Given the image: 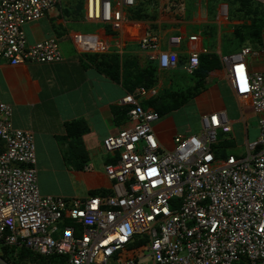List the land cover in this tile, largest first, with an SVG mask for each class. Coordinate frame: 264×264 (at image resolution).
<instances>
[{
  "label": "built area",
  "instance_id": "1",
  "mask_svg": "<svg viewBox=\"0 0 264 264\" xmlns=\"http://www.w3.org/2000/svg\"><path fill=\"white\" fill-rule=\"evenodd\" d=\"M61 2L0 0V61H61L56 35L30 43L25 31ZM136 3L85 0L86 17L120 30L125 10ZM228 9L221 4L223 16ZM181 39L172 35L169 43ZM72 40L83 50H104L95 36L77 33ZM139 46L158 50L149 58L160 69L178 66L176 51L159 50L156 32L142 35ZM262 52L245 47L221 57L231 90L248 99L258 121L244 154L221 152L219 136L233 131L224 110L202 115L198 134L177 132L173 147L163 149L152 125L161 115L144 105L157 87L139 85L119 99L131 126L102 140L111 192L85 198L40 193L34 135L16 127L11 105L0 101V251L58 255L55 264H264V64L253 72L248 63ZM199 63L200 54L191 51L182 68L195 75ZM136 246L148 253H128Z\"/></svg>",
  "mask_w": 264,
  "mask_h": 264
},
{
  "label": "crops",
  "instance_id": "2",
  "mask_svg": "<svg viewBox=\"0 0 264 264\" xmlns=\"http://www.w3.org/2000/svg\"><path fill=\"white\" fill-rule=\"evenodd\" d=\"M214 1L207 0L205 14L192 8L187 13L175 15L167 11L164 16L156 17L144 10L133 16L129 10L135 5L125 10L121 29L114 30L108 23L86 17L85 0H62L61 6L36 20L42 21L40 26L35 27L33 22L26 24L30 43L56 35L63 55L61 61L54 63L27 62L13 66L0 61V101L11 105L13 124L34 135L41 194L85 198L93 191L111 192L112 181L104 171L110 155L104 151L102 140L132 124L126 106L120 104L119 99L133 92L137 86H131L144 81L147 78L145 72L150 69L154 72L158 97L176 95L185 84L196 86L199 77L182 68L191 51L200 54V67L205 72L204 88L192 98L206 94L210 100L219 99L218 109L226 112L223 100L226 92L236 98L239 106L248 105L234 95L225 77L221 57L229 52L221 41L219 20H227L225 25L233 26L230 27L232 32L229 31L233 37V28L249 30L253 27L252 20L248 17L231 21L229 9L222 15L221 4L213 20ZM181 6L180 10L184 11ZM261 20L259 36L249 37L254 44H245L241 49L251 47L254 51H263L258 58L264 62V19ZM215 24L218 29L214 28ZM150 31L159 36V50L177 52L179 62L175 69H160L157 62L149 58L158 50L140 48V37ZM77 33L95 36L104 50L77 48L72 40ZM172 35L182 36L179 44L169 43ZM194 35H197L196 39H192ZM207 55L214 60L203 61ZM255 59L248 57L250 70ZM185 74L194 78L184 84ZM134 76L135 82L132 81ZM165 100L166 105L174 103L168 98ZM167 113L154 122L153 129L162 126L171 137L181 132V127L176 125L174 116ZM237 121L240 119L231 120L232 129ZM183 128V131L191 132L190 127Z\"/></svg>",
  "mask_w": 264,
  "mask_h": 264
},
{
  "label": "rangeland",
  "instance_id": "3",
  "mask_svg": "<svg viewBox=\"0 0 264 264\" xmlns=\"http://www.w3.org/2000/svg\"><path fill=\"white\" fill-rule=\"evenodd\" d=\"M228 3L225 0H216L214 1L213 9V20L216 19L217 9L220 4ZM206 4L207 0H137V4L134 8H140L141 11H147V13L151 14L153 17L158 16L159 14L164 16V12H172L175 15L181 14L182 12H189L192 8H195L196 10L200 11V14H205L206 10ZM229 18L230 20L235 19H245V18H252L255 17L257 19H264V6L259 5L256 2H249L248 6L245 7V4L241 0H229ZM180 5L183 6L184 11L180 10ZM181 6V7H182ZM131 9L129 12L134 16L137 14L136 9ZM35 23V27L40 26L39 22L42 24V21H32ZM221 24V41L223 44V47L225 50H228L229 55L235 54L241 51V47L245 44H254L248 36V29H243L241 31V38L238 36L231 35L230 32L232 30L230 27L233 26H227L225 25L228 21L221 19L219 20ZM31 23V22H29ZM27 23V25L29 24ZM26 26V25H25ZM214 28L218 29V26L215 24ZM234 29V28H233ZM231 30V31H230ZM230 31V32H229ZM246 34V36H245ZM67 41V40H66ZM251 41V42H250ZM66 43V42H65ZM67 44V43H66ZM61 47V44H60ZM264 62L261 58H257L253 60L252 64V71H258L262 68ZM186 75V74H185ZM191 75H186L185 82L183 80V83L190 82L192 80ZM194 78V77H193ZM139 79V78H137ZM135 82V76L133 80ZM138 82V81H136ZM135 85H138V83L132 85L133 88ZM188 84H185L184 87L181 88L178 92H176L178 95L185 93L186 94V101H184V104L177 109L176 111L172 110L167 113L168 116H174L176 125L179 128L181 132L183 131V127H190L191 133L198 134L201 130L200 125V118L204 114H208L210 112L219 111L221 109H218L220 106V100L219 99H213L210 100L208 97L209 95L206 94H200L192 98L194 94H196L197 87L195 86H186ZM180 97V96H179ZM178 97V98H179ZM175 98L176 95H175ZM223 100L226 103L227 106V115L229 120H239L234 124V129L231 134L229 135H223V139L221 136L219 138L221 139V143L219 145L221 152L223 154H244L246 152V142L253 140L257 135V117L253 113L252 107L245 105V106H239L237 100L235 97L231 95H227L225 92V95L223 94ZM242 103L248 102V99L241 101ZM244 118V119H243ZM154 123H152L153 125ZM183 126V127H182ZM155 131L158 140L160 141L163 149L170 150L173 147L172 138L170 137V132L166 129H164L162 126H155ZM138 249V253L141 252V255L148 253V251L143 247H133L132 249L128 250V253L132 254V251ZM109 264H116L114 260H110Z\"/></svg>",
  "mask_w": 264,
  "mask_h": 264
},
{
  "label": "trees",
  "instance_id": "4",
  "mask_svg": "<svg viewBox=\"0 0 264 264\" xmlns=\"http://www.w3.org/2000/svg\"><path fill=\"white\" fill-rule=\"evenodd\" d=\"M227 1L229 2V0H227ZM241 1L243 2V4H245V7L248 6L249 2H251V1L255 2L254 0H241ZM134 9H136V12L140 11V8L136 7ZM251 20H252L251 24L253 27L249 30L248 36L255 38V37H258L260 34V27L261 26L259 24L262 23L261 22L262 20L257 19L255 17H252ZM255 28H256V30H255ZM241 31H243V29H237L236 27L234 28L235 35L238 36L240 39H242L241 38L242 37ZM245 36H246V34H245ZM202 60L206 62V61H213L214 59L212 57H208V55H207V56H204L202 58ZM200 64H201V62L199 63V67H198L196 74H195V76L199 77V81L197 82V84L195 86V87H197L196 89H198V90L204 88V85H205V81L203 78V75L205 72L203 71V69H201ZM145 73L147 74V78L144 81L138 83V85H136V86L144 85V86L150 87V86L154 85L153 69L147 70ZM185 96H186L185 93H182L180 95L176 94L177 98H175V94H173L172 96L169 95L168 97H162V96L158 97L157 96V97L150 98V99L146 100L144 102V105H145V107L155 108L159 112V114L162 115V114L167 113V111H171L172 109H177L178 107L182 106L184 101H186V99H187ZM167 98L169 99V102L171 100L174 103L173 104L171 103L172 105H166L165 99H167ZM98 193H104V192L93 191L90 194H98ZM9 251L10 250L8 248H4L3 252L0 251V255L2 258H4L10 264H55V262L59 258L58 255H52V256H49L47 258L39 257L27 249H21L20 251H18V253H16V256L10 255ZM11 251H13V249H11Z\"/></svg>",
  "mask_w": 264,
  "mask_h": 264
},
{
  "label": "water",
  "instance_id": "5",
  "mask_svg": "<svg viewBox=\"0 0 264 264\" xmlns=\"http://www.w3.org/2000/svg\"><path fill=\"white\" fill-rule=\"evenodd\" d=\"M0 264H10V263L7 262L4 258H2L0 255Z\"/></svg>",
  "mask_w": 264,
  "mask_h": 264
}]
</instances>
